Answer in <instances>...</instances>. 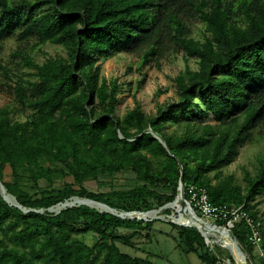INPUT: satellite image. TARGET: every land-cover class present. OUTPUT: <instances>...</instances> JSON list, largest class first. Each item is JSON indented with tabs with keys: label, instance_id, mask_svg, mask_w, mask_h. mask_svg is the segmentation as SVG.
I'll return each mask as SVG.
<instances>
[{
	"label": "trees",
	"instance_id": "1",
	"mask_svg": "<svg viewBox=\"0 0 264 264\" xmlns=\"http://www.w3.org/2000/svg\"><path fill=\"white\" fill-rule=\"evenodd\" d=\"M10 39L14 49L0 60V76L26 117L10 122L0 113V183L33 211L22 212L0 194V264H154L119 248L132 247L141 231L150 240L153 222L85 205L47 210L72 197L101 200L121 212L158 209L175 199L181 174L185 200L193 186L213 207L225 208L216 225L225 226L237 211L230 236L248 264H264L254 255L246 222L258 221L264 236V211L257 209L264 202V146L255 173L243 171V187L223 173L252 131L264 130V0H0V52ZM47 44L65 56H48L41 50ZM119 54L135 60L137 88L143 70L160 68L170 56L194 60L196 69L186 66L172 79L175 98L153 115L133 96L134 107L119 117V93L131 84L106 79L97 65ZM170 126L175 130L168 132ZM148 129L169 152L152 133L142 134ZM118 174L131 176L133 185L103 193L84 187ZM40 181L45 187L39 193L24 187L39 188ZM169 225L181 252L203 264H223L224 251H210L195 229ZM86 234L96 238L90 247L77 240ZM223 256L232 262L227 252Z\"/></svg>",
	"mask_w": 264,
	"mask_h": 264
},
{
	"label": "rangeland",
	"instance_id": "2",
	"mask_svg": "<svg viewBox=\"0 0 264 264\" xmlns=\"http://www.w3.org/2000/svg\"><path fill=\"white\" fill-rule=\"evenodd\" d=\"M201 25L196 24L192 28L193 33H196V28L198 29ZM14 49V42L13 40H7L2 45V52H0V60L4 63L12 50ZM42 52L46 53L48 56L53 57L55 55L65 56V53L61 50L60 47L54 45H45L41 48ZM36 62L41 63L43 61L42 56L35 57ZM135 60L127 55L119 54L116 56L109 57L104 60H99L97 65L100 66V73L106 79L117 78L118 82L121 84H131L130 90L128 88L124 89L119 93L120 101L116 106V113L119 117L124 115L128 110H131L134 107L133 103V96L136 101L140 105L142 112L146 115H153L159 105L163 103H168L175 98V89L172 79L175 78L181 71L184 70L186 66L190 69L195 70L196 64L194 60L188 59L185 60L182 55H175L170 56L169 58L163 60L160 64V68H147L143 70L146 74V78H144L142 84L139 88L136 86V81L141 78V74L136 71V66L133 64ZM128 65H131L132 68L129 72H126V68ZM0 113L4 114L10 122H23L26 117V113L20 112L13 101V94L12 90L10 89L9 85L5 84L2 77L0 76ZM205 122H212V118L205 117ZM174 126H170L167 128L168 132L174 131ZM264 146V130H254L249 135L247 142L240 147L238 155L234 159V161L229 164L228 166L223 168L224 175H232L233 180L236 184L243 187V171L246 170L249 173H255L258 167V156L262 153V148ZM4 180H10V170L8 167L4 169ZM71 181V180H68ZM142 181H139V184ZM133 185L132 177L125 174H118L115 175L112 179H100L98 181L90 180L84 182V187L90 192L93 193H103L108 192L110 189L114 190H123L127 189L129 186ZM34 184L27 183L24 185L25 188L28 189V193L34 194L39 193V189L45 187V183L43 181L39 182V188H34ZM160 193L169 194V190L166 188H159ZM184 194V192H183ZM7 195V194H6ZM4 196L5 200L8 201L10 204L18 205L14 198L9 196L12 200L8 199L7 196ZM260 198L254 199V202H258ZM13 201V202H11ZM75 203H71L74 202ZM79 201L80 203H77ZM187 201V200H186ZM15 202V203H14ZM174 200L171 203H168L158 209H152L149 211H145V213H158L159 217H152L143 222H153L152 229L155 231L154 233H149L150 240H147L145 237L147 235V231H141V237H134L130 240L132 243V247L120 245L119 248L121 251L126 252L132 256H139V257H148L154 264H203L194 254H184L176 247V241L171 239L169 236L172 235L173 237H177V231L175 228L171 227L169 224L175 223L170 222L166 219L167 216L172 215V210L170 206L173 204ZM190 205L192 211L198 217H201L206 223L211 226H217L219 228H224L225 226H218L215 223V219L208 218L207 216L203 215L200 209H197V212L194 211L195 203L193 202V206L191 205V199L187 201ZM63 203H68L67 206L61 207L58 209L59 204L49 208L47 211L50 213L57 214L61 210L67 207H74V206H81L83 204L89 205L90 208H93L99 212H108L111 209L108 207L103 201H94L88 198H81V197H72L66 200ZM90 203V204H88ZM107 209V210H105ZM259 209V214L264 211V202L257 206ZM28 211L29 209H25ZM38 212H43L42 210H38ZM116 215H125L124 213L129 212H121L115 209L110 211ZM264 218V216L260 215V218ZM125 220H133L128 219V217H123ZM137 220V219H136ZM181 227V226H179ZM194 229V228H193ZM196 230V229H195ZM132 230H119V234L128 235L131 233ZM197 231V230H196ZM229 238L235 241L229 233ZM200 235V234H199ZM204 244L210 249V251H214V247H219L220 251L222 252L221 261L223 264H228V259L223 255L226 252L231 256V252L221 247L214 238H205ZM77 240L81 241L88 245L89 247L92 246L96 242V238L92 234H86L83 236H78ZM149 241L150 243H147ZM237 249L243 256L242 264H248L249 261L245 257V254L241 251V248L235 241ZM254 255L257 257V261L261 260L264 263L263 257L261 255V250L254 247ZM232 258V256H231Z\"/></svg>",
	"mask_w": 264,
	"mask_h": 264
},
{
	"label": "bare ground",
	"instance_id": "3",
	"mask_svg": "<svg viewBox=\"0 0 264 264\" xmlns=\"http://www.w3.org/2000/svg\"><path fill=\"white\" fill-rule=\"evenodd\" d=\"M6 195V193H4V196ZM7 196V195H6ZM8 199L12 200L9 196H7ZM13 202V201H11ZM77 203H80L79 201H76ZM15 203V202H14ZM71 203H75L71 202ZM90 204V203H88ZM68 203H65V205H59L58 209H60L61 207L67 206ZM170 209L172 210V215H169L166 217V219H168L169 221H172L176 224H183V225H189V226H194L196 228H198V230L202 233V235L205 238H214L216 240V242L223 248L228 249L230 252H233L234 255L236 256V261L237 264H242L241 261V256L235 251L237 249L236 244L230 240L229 236H227L225 234V231L221 228H215L211 225H209L208 223H201L198 222L197 220L193 219L192 216L190 215V210H188V208L183 205V204H179V203H175L172 204L170 206ZM107 210V209H105ZM133 215H121V217H132ZM138 218H142L144 220H147L149 218L154 217H159V212L157 213H149L146 215H135Z\"/></svg>",
	"mask_w": 264,
	"mask_h": 264
},
{
	"label": "built area",
	"instance_id": "4",
	"mask_svg": "<svg viewBox=\"0 0 264 264\" xmlns=\"http://www.w3.org/2000/svg\"><path fill=\"white\" fill-rule=\"evenodd\" d=\"M187 194L191 196L190 199L192 203H195V207L197 209H200L203 215L211 219H225V216L227 214L225 208L213 207L209 203L207 196L203 190L196 189L193 186H189L187 189ZM231 214L233 215V220L226 223V227H228V230L232 228V222L238 218L237 211H231ZM242 217H244V215H242ZM246 222L250 227V235L248 240L252 246L261 250V255L264 259V236H262V234L260 233V224L258 221L254 222L252 219L247 217Z\"/></svg>",
	"mask_w": 264,
	"mask_h": 264
},
{
	"label": "water",
	"instance_id": "5",
	"mask_svg": "<svg viewBox=\"0 0 264 264\" xmlns=\"http://www.w3.org/2000/svg\"><path fill=\"white\" fill-rule=\"evenodd\" d=\"M146 133H152V134L154 135V137L160 141V143L164 146V148L167 149V146H166L165 142L161 140V138H160L159 135H157L156 133H153V132H152L151 130H149V129L146 130V131H144L142 134H146ZM142 134H141V135H142ZM141 135H140V136H141ZM138 137H139V136H138ZM167 151H168V149H167ZM168 152H169V151H168ZM182 179H183V178H182V174H181L180 177H179L178 188H177V190H176V196H175V199H174L173 204H175V203H179V204H183V205H185V206L188 208V210H190V215L192 216L193 219L197 220L198 222H201V223H205V224H206V222H205L201 217H198V216L192 211V209L190 208V205H189L188 202L185 200V198H184V194H183V183H182ZM4 193H5V190H4L3 186H2L1 183H0V194H1L2 198H3V200H4L6 203H8V204L11 205V206H15V207H17L18 209H20V210H21L22 212H24V213H26V212H28V211H33V210H28V211H26L25 208H22V207L19 206V205H13V204H10L8 201L5 200V198H4V196H3ZM59 205H65V203H60ZM83 205L89 207V205H87V204H83ZM109 210L112 211V209H109ZM110 211H108L107 213H110V214H112V215H114V216H117V217L123 219V217H121V216H119V215H116V214H114V213H112V212H110ZM124 214H125V215H128V216H129V215H133L132 217H128V219H137V220H143V221H145L144 219H142V218H138V217H136L135 215H146L147 213H145V212H129V213H124ZM170 222H172V221H170ZM172 223H174V222H172ZM175 224H176V223H175ZM176 225H179V226H181V227H190V228H194V229L197 230V232L200 234V236L203 237L202 233L198 230V228H196V227H194V226L183 225V224H182V225H181V224H176ZM213 227H215V228H219V227L214 226V225H213ZM221 229H223V230L225 231V234H226L227 236H229V234H228V227H224V228H221ZM230 240H232V239H230ZM232 241H233V240H232ZM233 242L235 243V241H233ZM235 251L241 256V261H242L243 256L241 255V253L239 252V250L236 249ZM231 256H232V262L228 261V264H237L236 256L234 255L233 252H231Z\"/></svg>",
	"mask_w": 264,
	"mask_h": 264
}]
</instances>
